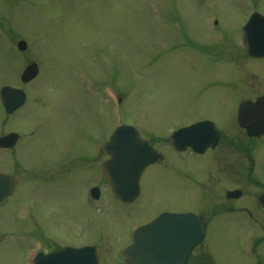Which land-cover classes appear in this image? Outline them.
Returning a JSON list of instances; mask_svg holds the SVG:
<instances>
[{
    "label": "rangeland",
    "instance_id": "rangeland-1",
    "mask_svg": "<svg viewBox=\"0 0 264 264\" xmlns=\"http://www.w3.org/2000/svg\"><path fill=\"white\" fill-rule=\"evenodd\" d=\"M237 1L239 6L236 0H0V83H20L15 78L28 60H44L32 87L46 97L47 106L39 115L45 118L42 128L48 132L40 134L39 159L31 153L38 143L23 141L18 150L23 162L32 161L29 166L46 183L29 184L18 174L17 195L0 207V264H26L24 253L39 248L32 246L34 241L46 252L66 244L94 245L100 264H123L129 228L160 212L190 208L210 217L216 211L221 215L211 218L206 240L189 264H264V212L255 202L264 185L250 173L255 166L260 177L258 152L264 154V143L258 140L253 145L230 121L233 102L261 94L259 77L264 78V62L250 61L238 52L243 10L242 0ZM216 10L221 13L219 25L213 22L217 15H207ZM19 40L27 42L25 52L17 50ZM102 83L110 93H120L121 114L97 98L96 85ZM37 98L33 96L34 101ZM236 104L238 101L234 108ZM84 113L90 114L87 122L82 121ZM200 115L215 116L221 125L226 124L223 131L232 133L239 144L224 139L211 162L221 174L205 165L202 157L186 165L168 157L166 165L147 171L143 199L136 209L121 216L118 208L113 211L118 216L107 215L112 207H120L112 205L110 196L105 195L104 203L111 205L105 215L101 211L102 218L78 196L93 179L88 177L92 167L80 158L84 149L86 154L96 150L92 140L85 141L87 131L92 138L100 127L108 140L118 116H124L126 124L138 127L143 137L166 153L164 144L170 131L180 123L202 119ZM17 117L12 119L14 123ZM71 154L73 172L66 183L55 187V178L68 172ZM236 162L242 169L233 167ZM182 173H194L196 178L189 181ZM24 176L34 178L29 173ZM219 179L228 181L217 182ZM241 188L242 201L226 199V191ZM244 203L253 212L248 209L245 213ZM24 211L29 213L31 226L26 224ZM26 228L22 249L15 243H20L18 235H13L15 229Z\"/></svg>",
    "mask_w": 264,
    "mask_h": 264
},
{
    "label": "water",
    "instance_id": "water-1",
    "mask_svg": "<svg viewBox=\"0 0 264 264\" xmlns=\"http://www.w3.org/2000/svg\"><path fill=\"white\" fill-rule=\"evenodd\" d=\"M35 75L34 70L30 78ZM126 135L136 143L134 135H131L130 132H127ZM124 144L125 142L121 146ZM121 150L123 152L125 149L121 148ZM131 157L136 163L132 165L134 169L122 171L123 175L115 174L111 168L123 164L125 155L119 158L117 156L107 167L114 178L113 181L111 179L112 185L114 182L118 185L115 186V191L124 200L132 198L131 194L136 189L135 181L143 167L148 162L155 160V156L151 157L150 154L143 157L140 151H136ZM121 183L127 184V186L123 188ZM10 188L9 181L0 177V200L9 193ZM204 236L205 225H203L202 219L190 214L163 215L134 233L133 243L125 251V262L126 264H186L192 250L202 242ZM44 264H97V258L92 248L82 250L67 248L46 256Z\"/></svg>",
    "mask_w": 264,
    "mask_h": 264
}]
</instances>
